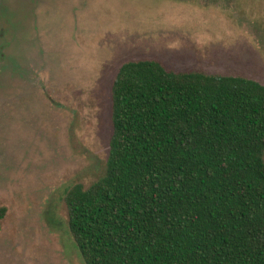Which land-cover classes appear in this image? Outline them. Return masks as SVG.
<instances>
[{
  "label": "rangeland",
  "instance_id": "374dc122",
  "mask_svg": "<svg viewBox=\"0 0 264 264\" xmlns=\"http://www.w3.org/2000/svg\"><path fill=\"white\" fill-rule=\"evenodd\" d=\"M140 60L264 85V0H0V264H84L64 196L105 175Z\"/></svg>",
  "mask_w": 264,
  "mask_h": 264
},
{
  "label": "trees",
  "instance_id": "16d2710c",
  "mask_svg": "<svg viewBox=\"0 0 264 264\" xmlns=\"http://www.w3.org/2000/svg\"><path fill=\"white\" fill-rule=\"evenodd\" d=\"M111 125L105 175L64 196L84 264H264V85L126 62Z\"/></svg>",
  "mask_w": 264,
  "mask_h": 264
}]
</instances>
